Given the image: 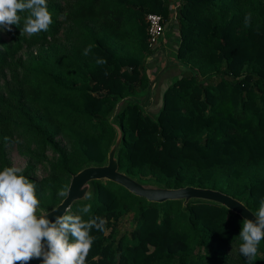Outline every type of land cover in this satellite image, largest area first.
I'll return each instance as SVG.
<instances>
[{
	"label": "trees",
	"instance_id": "1",
	"mask_svg": "<svg viewBox=\"0 0 264 264\" xmlns=\"http://www.w3.org/2000/svg\"><path fill=\"white\" fill-rule=\"evenodd\" d=\"M171 2L47 0L53 20L47 32L29 37L23 20L0 31V170L11 166L13 145L24 157L23 174L37 184L42 209L60 202L72 174L105 161L116 105L118 171L140 183L215 189L258 210L264 0H177L169 17ZM148 13L177 33L180 71L158 93L143 67L154 50ZM152 93L158 107L150 117ZM42 163L46 170L37 178ZM89 195L68 207L80 214L91 204L83 218L106 221L103 232L90 233L95 240L86 264H264V241L253 261L232 250L243 219L216 202H150L109 180L90 181Z\"/></svg>",
	"mask_w": 264,
	"mask_h": 264
},
{
	"label": "clouds",
	"instance_id": "2",
	"mask_svg": "<svg viewBox=\"0 0 264 264\" xmlns=\"http://www.w3.org/2000/svg\"><path fill=\"white\" fill-rule=\"evenodd\" d=\"M22 20L23 33L29 37L47 32L53 23L47 0H0V31H11ZM90 51L89 46L82 54ZM23 171L15 165L0 170V264H29L39 258L42 264H86L95 240L90 233L93 229L103 232L106 221L99 216L83 218L91 212V204L80 208V214L66 209L54 220L48 219L37 197V184ZM69 191L61 190L59 195L68 197ZM252 215L254 220L241 221L240 242L232 249L248 261L254 260L264 241V200Z\"/></svg>",
	"mask_w": 264,
	"mask_h": 264
},
{
	"label": "water",
	"instance_id": "3",
	"mask_svg": "<svg viewBox=\"0 0 264 264\" xmlns=\"http://www.w3.org/2000/svg\"><path fill=\"white\" fill-rule=\"evenodd\" d=\"M115 109L116 105L113 113ZM112 115L109 117V121L114 129V136L107 149L105 161L102 164L86 165L70 176L66 187V190H70L68 197H63L55 206L45 209L48 211V219L54 220L57 215H62L72 202L85 199L90 189V181L92 180L112 181L130 193L150 202L182 200L185 203V201L191 198L203 199L224 206L231 212L238 214L242 219H255L252 215L253 212L245 207L242 202L218 190L191 185L179 188H167L152 183H140L135 178L118 171L116 151L121 139V130L118 125L112 122Z\"/></svg>",
	"mask_w": 264,
	"mask_h": 264
},
{
	"label": "rangeland",
	"instance_id": "4",
	"mask_svg": "<svg viewBox=\"0 0 264 264\" xmlns=\"http://www.w3.org/2000/svg\"><path fill=\"white\" fill-rule=\"evenodd\" d=\"M177 0H172L169 4V17L174 15V7L176 6ZM4 35V32L1 31ZM5 38L7 36H4ZM177 45V33L174 28H163V33L161 35L158 45L154 47L152 54L144 59L143 67L148 73L150 82V88L153 92L158 93L159 88L165 86L167 83L171 82L179 73L180 67L176 64L175 59V46ZM26 49H22L19 54H23ZM141 95V94H140ZM136 95V97H140ZM148 101L152 105L148 106L146 112L150 117H153L157 111V107L153 104L155 94L152 93ZM7 154L11 162V166H24V157L17 154L13 145L9 146L7 149ZM47 163H42L38 166L35 173L37 178L44 175ZM107 232V231H106Z\"/></svg>",
	"mask_w": 264,
	"mask_h": 264
},
{
	"label": "built area",
	"instance_id": "5",
	"mask_svg": "<svg viewBox=\"0 0 264 264\" xmlns=\"http://www.w3.org/2000/svg\"><path fill=\"white\" fill-rule=\"evenodd\" d=\"M147 24V39L150 49H154L158 45L163 33V21L160 15L156 13H148L145 16Z\"/></svg>",
	"mask_w": 264,
	"mask_h": 264
}]
</instances>
